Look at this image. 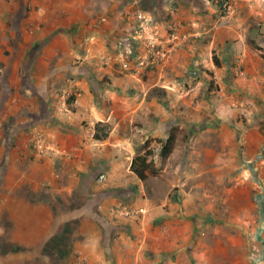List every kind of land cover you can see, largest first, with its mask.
<instances>
[{
  "label": "crops",
  "instance_id": "1",
  "mask_svg": "<svg viewBox=\"0 0 264 264\" xmlns=\"http://www.w3.org/2000/svg\"><path fill=\"white\" fill-rule=\"evenodd\" d=\"M231 3L223 14L221 0H0V264H73L77 253L85 264L187 258L174 238L193 226L175 206L173 215L157 206L153 178L131 167L175 125L203 120L206 140L196 134L190 156L217 165L205 171L226 182L240 236L241 251L222 253L223 264H264V0ZM134 7L154 32L137 35ZM151 36L178 46L154 68L124 70L119 55L135 62ZM98 123L110 128L101 140ZM39 135L55 153L38 152ZM189 168L176 181L183 194L203 179ZM121 205L140 213L114 214Z\"/></svg>",
  "mask_w": 264,
  "mask_h": 264
},
{
  "label": "rangeland",
  "instance_id": "2",
  "mask_svg": "<svg viewBox=\"0 0 264 264\" xmlns=\"http://www.w3.org/2000/svg\"><path fill=\"white\" fill-rule=\"evenodd\" d=\"M186 87H189L188 83H186ZM199 89L200 93L204 94L206 85L201 86ZM198 99L199 103L206 101L205 97L200 94ZM206 123V120H203L192 129L189 128L187 122L182 124V128L181 124L175 125L180 130V135L172 154L167 159L161 157V144L149 143L145 145L144 149L140 148L142 151H140L139 155H146L150 163L148 173L153 178L151 183L154 186V190L149 197L169 215H173L169 211H171L172 206H175L177 219L187 220L193 226L190 231L192 232L191 237L188 230L185 234L182 233L181 237L174 238V242L180 245L179 247L176 245L175 252L183 245L187 257L178 259L177 264H223L222 253L237 254L239 250L241 251L237 243L238 238H240L238 228L232 225L237 222H228L227 205L229 203L231 205L232 197H228L227 193H225L226 182L220 178L218 180L212 179L214 173L205 171L217 165L213 164L211 159H207L204 152L202 154L199 153L198 157L190 156L191 139L197 134L198 138L203 137L202 140L204 142L206 140V135L202 134V131L207 127ZM190 166L196 172L198 171L203 179L192 190L189 185H186L184 187L186 194H183L180 190L181 188L176 186V181L183 176H188ZM236 200L233 201L235 204H237ZM229 224L233 227H228ZM228 238L230 242L234 243L233 245H227L226 240ZM245 246V249L250 253L260 251V249L257 250L259 247L257 244L248 243ZM211 253H213V259H210ZM195 257L198 258L197 261ZM168 258L169 256H167L166 261L171 263ZM172 263H175V261H172Z\"/></svg>",
  "mask_w": 264,
  "mask_h": 264
},
{
  "label": "built area",
  "instance_id": "3",
  "mask_svg": "<svg viewBox=\"0 0 264 264\" xmlns=\"http://www.w3.org/2000/svg\"><path fill=\"white\" fill-rule=\"evenodd\" d=\"M231 4V0H221V12L223 14L225 12H228V10L231 8ZM127 16L130 20L136 23L137 35H145L154 32L151 28V23L147 20L146 14L140 8L134 7L129 9L127 12ZM177 46L178 38H174L170 42L165 44L162 40L151 36L146 40L147 51L145 56L138 57L137 59L135 58V62H133L128 55L122 54L119 55L120 63L124 70L132 72L134 74H139L144 70L154 68L156 65L166 62L171 57ZM113 59L114 57L108 56L104 58V62L106 64H109ZM74 82V79H70L68 83L69 90H65L63 92V99L65 101H68L73 98L72 89L74 87ZM34 143L36 149L42 155H47L51 153L53 154L56 152L55 149L49 143H47L45 138L41 135L36 138ZM105 180L106 174L103 173L98 178V184L103 185L105 183ZM113 213L120 216L129 217L139 214L140 211L133 210L127 206L121 205L115 207L113 209ZM73 264H85V260L79 253H77L76 259L74 260Z\"/></svg>",
  "mask_w": 264,
  "mask_h": 264
},
{
  "label": "trees",
  "instance_id": "4",
  "mask_svg": "<svg viewBox=\"0 0 264 264\" xmlns=\"http://www.w3.org/2000/svg\"><path fill=\"white\" fill-rule=\"evenodd\" d=\"M71 98L70 100H72ZM97 132L95 137L99 140L106 137L109 133V125L104 123H98L96 125ZM180 135V130L177 127H173L169 133V136L166 140L158 139L157 142L162 145L161 157L163 159H167L173 152L175 144ZM132 171L135 172L138 177L144 181L148 177V172L150 170V163L146 155H138L134 158L132 167Z\"/></svg>",
  "mask_w": 264,
  "mask_h": 264
}]
</instances>
